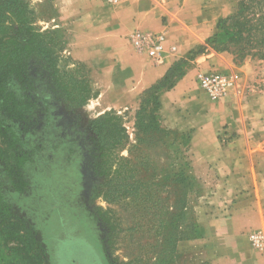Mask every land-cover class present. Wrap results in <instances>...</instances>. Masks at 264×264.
<instances>
[{
  "label": "rangeland",
  "instance_id": "rangeland-1",
  "mask_svg": "<svg viewBox=\"0 0 264 264\" xmlns=\"http://www.w3.org/2000/svg\"><path fill=\"white\" fill-rule=\"evenodd\" d=\"M25 2L31 12L33 27L42 32H55L60 68H66L74 77L86 78L89 82L95 96L87 106L96 98L97 89L92 84L90 69L69 54L54 0ZM220 3L225 18L235 9L236 0H220ZM216 34H220L217 29ZM212 47L204 45V51L214 52ZM184 62L177 63L176 71L184 70ZM33 69L36 71L35 67ZM235 79L233 92L240 86L239 80ZM196 82L198 90L203 93L197 77ZM262 86L264 77L259 76L253 82V101L262 95ZM154 94L153 90L146 96L140 95L130 106L100 114L84 112L83 107L75 110L56 106L57 111L51 114L41 138V152L47 158V181L40 185L31 184L27 191L16 194L12 206L18 210L17 219L0 216V264H207L201 256L207 247L202 225L211 217L228 215L236 200L245 192L249 194L254 187L249 185L245 192H238L226 201L218 212H210L211 203L219 196V182L231 179L233 168L209 167L207 175L198 179L195 173L200 170L196 165V157H199L189 145L185 154L189 166L186 174L194 181L192 190H200L201 194L197 197L188 193L184 201L178 184L164 181L163 171L172 163L165 158L164 139L157 135L153 143L132 149L136 114H144L142 108L147 112L153 109L150 103ZM252 105V110L247 108L246 113L262 115L260 121L264 127V102ZM104 113L120 117L127 133L126 146L110 159L111 171L117 169L118 157L129 159L131 170L127 183L136 187L118 198L106 197L103 193L104 182L98 175L102 160L97 159L99 154L95 148L98 145L89 127L92 120ZM160 124L162 128L189 136L191 141L192 131L179 133L165 125L162 117ZM257 139L261 147L246 154L253 163L254 186L264 201V135H257ZM0 148H4L1 138ZM205 153L210 159L217 157L215 152ZM235 154L238 156L239 152L233 150L225 154L224 162ZM176 163L182 164L180 161ZM255 198L250 197L254 204ZM262 199L260 203L264 206ZM182 213H185V221L181 218ZM195 224L200 232L193 238ZM183 232L187 239H182ZM252 232L263 235L264 232L251 227L241 230L247 246L255 252L248 240ZM196 240H200L198 247L192 243Z\"/></svg>",
  "mask_w": 264,
  "mask_h": 264
},
{
  "label": "crops",
  "instance_id": "crops-1",
  "mask_svg": "<svg viewBox=\"0 0 264 264\" xmlns=\"http://www.w3.org/2000/svg\"><path fill=\"white\" fill-rule=\"evenodd\" d=\"M54 6L71 58L90 69L97 89L96 98L83 107L84 112L100 114L134 104L176 63L185 61L183 74L173 86L158 93L160 115L165 125L179 133L192 131L190 147L199 157L196 165L200 170L195 173L198 179L207 175L209 167L233 168L232 178L219 182V196L211 203L210 212H218L249 185L254 187L236 200L228 215L204 222L207 247L201 254L203 262L264 264V250L249 249L241 234L245 227L264 232L262 197L254 186L253 163L246 154L261 147L255 138L264 135L262 115L246 113L253 103L264 102V90L256 101L252 94L253 82L264 77V61L235 64L226 52L190 56L215 34L218 21L225 16L220 0H121L116 5H107L103 0H54ZM134 31L164 36L159 63L131 48L128 36ZM212 71L234 75L239 90L217 101L208 100L198 90L196 77ZM233 150L239 155L224 162V155ZM205 152H215L218 158L210 159ZM250 197L257 198L255 204ZM192 243L198 247L200 240Z\"/></svg>",
  "mask_w": 264,
  "mask_h": 264
},
{
  "label": "trees",
  "instance_id": "trees-1",
  "mask_svg": "<svg viewBox=\"0 0 264 264\" xmlns=\"http://www.w3.org/2000/svg\"><path fill=\"white\" fill-rule=\"evenodd\" d=\"M30 16L25 0H0V138L4 144L0 148V216L8 219L18 218V210L12 206L16 194L24 193L31 184L47 181V158L41 152V138L56 106L76 110L95 96L86 78L74 77L66 68H60L55 32L33 27ZM216 29L220 34L205 43L213 45L215 53L230 54L235 64L246 58L264 61V0H236L235 9L217 23ZM204 50V45L200 46L190 56L205 53ZM176 69L177 63L160 82L143 92L142 96H146L155 91L150 103L153 109L147 112L142 108L144 114H136L132 149L151 144L157 135L161 136L165 158L172 162L163 171L164 181L178 184L185 201L188 193L197 197L201 194L200 190H192L194 181L186 174L189 166L185 154L190 137L161 127L158 101V93L171 88L183 74L184 70ZM89 127L98 145L97 159L102 160L98 175L104 182V195L125 196L136 188L127 183L130 160L117 156V169L113 172L109 163L114 153L127 144L121 118L104 113ZM178 161L182 164L176 165ZM181 216L185 221V213ZM193 228L195 238L199 226L195 224ZM185 234L182 239H187Z\"/></svg>",
  "mask_w": 264,
  "mask_h": 264
},
{
  "label": "built area",
  "instance_id": "built-area-1",
  "mask_svg": "<svg viewBox=\"0 0 264 264\" xmlns=\"http://www.w3.org/2000/svg\"><path fill=\"white\" fill-rule=\"evenodd\" d=\"M107 5H116L121 0H103ZM164 36L161 34L142 33L134 31L128 36L131 48L145 54L150 60L159 63L163 54ZM198 86L210 101H217L226 96L235 87V76L217 71L199 73ZM251 247L256 252L264 249V235L261 232H252L248 235Z\"/></svg>",
  "mask_w": 264,
  "mask_h": 264
}]
</instances>
